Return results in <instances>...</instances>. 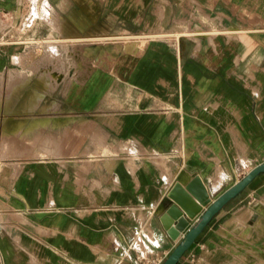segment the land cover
Wrapping results in <instances>:
<instances>
[{
  "label": "crops",
  "instance_id": "crops-1",
  "mask_svg": "<svg viewBox=\"0 0 264 264\" xmlns=\"http://www.w3.org/2000/svg\"><path fill=\"white\" fill-rule=\"evenodd\" d=\"M262 162L264 0H0V264L162 263L171 186ZM177 264H264V172Z\"/></svg>",
  "mask_w": 264,
  "mask_h": 264
},
{
  "label": "water",
  "instance_id": "water-1",
  "mask_svg": "<svg viewBox=\"0 0 264 264\" xmlns=\"http://www.w3.org/2000/svg\"><path fill=\"white\" fill-rule=\"evenodd\" d=\"M260 172H264V162L254 166L213 200L199 175L194 176L186 185L176 181L164 197L169 203L162 212L161 221L172 238L182 235V239L161 264H177L213 215ZM193 219L195 221L192 223Z\"/></svg>",
  "mask_w": 264,
  "mask_h": 264
},
{
  "label": "built area",
  "instance_id": "built-area-1",
  "mask_svg": "<svg viewBox=\"0 0 264 264\" xmlns=\"http://www.w3.org/2000/svg\"><path fill=\"white\" fill-rule=\"evenodd\" d=\"M28 13L25 15V19L24 22L25 24H31L32 21L38 17V9L36 8V5L31 3L29 5L28 8ZM45 42H47L46 40H44ZM49 49L53 52L56 50V47H49ZM136 259L138 261V264H160L162 259L158 258V257H154V258H148L145 255H137Z\"/></svg>",
  "mask_w": 264,
  "mask_h": 264
},
{
  "label": "rangeland",
  "instance_id": "rangeland-1",
  "mask_svg": "<svg viewBox=\"0 0 264 264\" xmlns=\"http://www.w3.org/2000/svg\"><path fill=\"white\" fill-rule=\"evenodd\" d=\"M114 40V41H117V43H121L119 42V40H125L127 38H122V39H115V38H109V40ZM56 47V45H54ZM66 47V46H65ZM111 51H115V48H109ZM97 49H94V48H90L88 49L89 52H95ZM66 51H67V54L69 56H72L74 52H76V50H74V48H66Z\"/></svg>",
  "mask_w": 264,
  "mask_h": 264
}]
</instances>
